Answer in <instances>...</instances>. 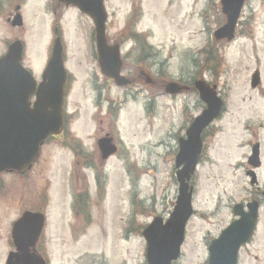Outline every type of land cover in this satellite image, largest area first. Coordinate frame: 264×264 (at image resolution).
Listing matches in <instances>:
<instances>
[{"label":"rangeland","instance_id":"374dc122","mask_svg":"<svg viewBox=\"0 0 264 264\" xmlns=\"http://www.w3.org/2000/svg\"><path fill=\"white\" fill-rule=\"evenodd\" d=\"M51 1L27 0L23 27L18 30H11L5 15L0 16V54L8 41L21 39L25 45L23 63L33 74L42 70L54 39ZM10 2L2 0L0 6L4 9ZM57 2L54 0V5ZM212 2L219 0H104L108 43L121 45L125 72L142 75L130 88L116 86L101 73L92 20L73 6L58 9L69 76L64 108L67 126L71 139L80 142L86 153L79 156L52 143L44 148L31 173L39 183L38 190L46 180L50 183L48 218L39 242L50 264H147L145 241L135 228L155 216L166 219L172 211L177 196V139L202 109L191 88L170 95L164 86L169 81L189 85L198 70L217 85L226 109L214 122L218 132L207 139L192 178L194 215L174 264H205L209 242L233 219V204L258 196L245 172L250 142L257 140L262 164L256 174L258 186H263L264 0L245 3L235 39L219 46L222 60L214 78L190 63L193 54L213 42L212 31L224 21ZM138 6L141 14L136 29L158 50V56L148 57L149 72L141 60L143 55L132 50L138 41H120L130 37V22ZM256 69L261 84L253 89L250 78ZM101 129L110 130L119 147L106 161L100 159L96 145ZM32 192L0 185V264L13 248L12 223L25 209L44 203L39 192L36 198ZM74 193L81 197L77 213ZM239 264H264V199L256 233L241 249Z\"/></svg>","mask_w":264,"mask_h":264},{"label":"water","instance_id":"95a60500","mask_svg":"<svg viewBox=\"0 0 264 264\" xmlns=\"http://www.w3.org/2000/svg\"><path fill=\"white\" fill-rule=\"evenodd\" d=\"M90 16L95 26L96 49L101 72L115 81L118 86H126L128 79L120 75L121 61L118 46H108L105 39L106 13L102 0H64ZM245 0H221L222 12L226 22L214 32L217 40L234 38L235 27ZM20 24L17 15L13 25ZM22 47L15 42L8 47L6 55L0 58V171L21 168L36 155L40 143L49 135L58 133L62 127L63 85L66 70L62 59V44L56 37L52 46L51 57L44 72V81L37 91V100L33 107L28 101L32 77L19 63ZM31 80V81H30ZM260 83L259 71L251 77V87ZM195 87L200 98L206 104L203 112L196 117L186 130V138L179 139V152L175 158L176 177L179 183L178 196L174 210L163 223L155 217L144 228L142 235L146 241L147 264H171L179 257L180 247L184 239L185 225L192 215V190L189 185L202 149L201 133L205 127L218 116L222 107L221 99L214 88L203 80H197ZM170 83L167 92L176 93L180 90ZM102 158L116 151L111 137L105 136L98 140ZM249 163L259 166L258 145L253 147V155ZM252 183L255 182L253 172ZM264 195V191H263ZM259 204L252 201L247 204L248 211L242 204L233 207L234 219L218 238L209 245L207 264H237L241 246L249 242L253 236L258 216ZM43 225L40 213L25 212L14 222L11 230L15 252H10L6 264H44L29 247H33Z\"/></svg>","mask_w":264,"mask_h":264},{"label":"flooded vegetation","instance_id":"af4514ba","mask_svg":"<svg viewBox=\"0 0 264 264\" xmlns=\"http://www.w3.org/2000/svg\"><path fill=\"white\" fill-rule=\"evenodd\" d=\"M1 1L2 0H0V4H1ZM9 1H11V2L9 3V5L7 7L4 5L6 8L3 9V7L0 6V16H2V14L5 15L3 17V19L5 20L6 24L9 25L11 30H18L19 28H22V26L16 27V26L11 25V20L13 19L14 15L16 13H22V11H24V7L27 4L26 3L27 0H9ZM61 5H62V2L59 1V0L56 3V5H54V0L51 1L50 10H51V12H52V14H53V16L55 18H57L58 9L61 7ZM54 29H55V26H54ZM16 39L17 38H15L14 40H16ZM10 42H12V41H8L7 45ZM3 55L4 54H0V57H2ZM21 63L25 66V64L23 63V59L21 60ZM25 67L28 68L27 66H25ZM45 67H46V65L42 68V70L38 74H33L32 70L30 68H28L30 70V72L32 73L33 78L35 80V84L33 86L34 91L32 93H30V95H29L30 107H33L34 102L36 100V91L38 90V86H39V84L42 81V75H43V71H44ZM147 67H149V63H147ZM125 71L126 70H124V72ZM125 74L128 75V77L133 81L132 85H137V82H139L138 79L142 76V75H137V77H136V76L132 75L130 71L125 72ZM191 83L189 85H187V84L182 85L183 89L184 90L190 89L191 88ZM65 86H66V84H65ZM66 90H68V89L66 88ZM184 90H181L180 92H182ZM218 93L220 94L219 90H218ZM222 99H223V97H222ZM225 105L226 104H225V100H224V107L222 108L221 114L219 115V117L214 122H216L217 120H220L222 118V115H223V113H224V111L226 109ZM203 107H204V105L202 104L201 111L203 110ZM196 116H198V114ZM214 122L212 123V125L208 129H203L202 141H203V146H204L205 149H206V145H207V143H206L207 139H210V138L214 137L217 134V132H218V129L214 127ZM105 135H109L113 139V142L116 144L117 141H116V138L114 137V135L112 134V132L110 130L104 131L103 129H101L99 136L101 137V136H105ZM180 138H186V136L184 135L182 137H178V139H177V145H178L177 146V153L175 155H177L178 152H179V139ZM70 139H71V135L69 134V129H68V126H67V117H66V114L64 113L63 114V128H62L61 133L58 134V135H51V136L47 137V139L45 141H43V143L40 145V148H39V155H38L36 161L32 164L31 168H26V169L19 170V171L5 170V172L0 173V185L2 184V187H4V188H6L9 185H16V186L19 187V190L28 189V190L33 191L32 192L33 194H30V195H33V197H35V198H36V195L39 192V195L42 196V199H40V200L44 201L42 206L34 207V208H28V209H25L24 211H35V212L42 213V215L45 218V224H46V222H47L46 220L48 218L47 208H48V205H49L48 204V200L49 199H47V197L50 196L48 194V191H49V188H50V183L46 180L45 186L42 187L40 190H38L36 186H39V183L35 182L36 177L35 176L32 177L31 173L33 172L35 166L41 161L44 148L46 146H48V145H51L52 143L56 144L57 146L61 147L62 149L71 150V151H73L74 154L77 153L78 155H81L82 154V150H81V148L79 146H77L75 149L71 148ZM253 143H254L253 141L250 142V144H253ZM255 143H257L259 145L260 164L255 169V179H258L257 178V174H256V170H258L261 167V164H262V162H261V144L257 140L255 141ZM201 161H202V159H201ZM248 169H250V166L247 163L246 164V170L247 171L245 172L246 176H247L246 173H249ZM7 176H9L10 178L7 177ZM258 184L259 183L257 182L256 183L257 186L255 187L256 188V194H258V196H256V198H251V199H256V202H258L259 208H260L261 207V203L263 202V199H264V195H263L264 184H263V190H262V188H260L258 186ZM41 191H43V194H41ZM44 192H45V195H44ZM242 202L245 203L244 201H242ZM24 211H22L21 214ZM255 233H256V230H255L254 234ZM253 237H252V239H253ZM252 239L249 242L243 244L241 249H243L246 245H248L252 241ZM39 242H40V239L37 242L36 248H34L33 252H35L36 255L41 256L45 260L46 264H50V262H49L48 258L46 257L45 253L42 252L39 249ZM255 259L260 260L257 256L255 257Z\"/></svg>","mask_w":264,"mask_h":264},{"label":"trees","instance_id":"16d2710c","mask_svg":"<svg viewBox=\"0 0 264 264\" xmlns=\"http://www.w3.org/2000/svg\"><path fill=\"white\" fill-rule=\"evenodd\" d=\"M201 53L203 54L204 67L211 72L214 77H217L218 70L217 67L220 64V57H218L217 49L214 47L204 48ZM80 196H77V202L79 201Z\"/></svg>","mask_w":264,"mask_h":264}]
</instances>
